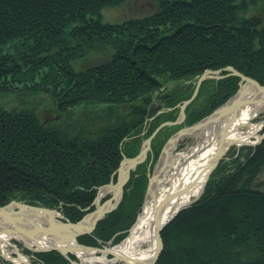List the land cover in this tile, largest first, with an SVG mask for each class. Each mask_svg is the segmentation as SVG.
Returning <instances> with one entry per match:
<instances>
[{"label":"trees","instance_id":"16d2710c","mask_svg":"<svg viewBox=\"0 0 264 264\" xmlns=\"http://www.w3.org/2000/svg\"><path fill=\"white\" fill-rule=\"evenodd\" d=\"M125 1L0 0V207L25 202L76 224L95 211L99 188L117 182L121 162L161 124L177 121L203 73L233 67L264 85V20L245 0H152V15L102 20L104 8ZM106 48V61L76 66ZM239 81L202 82L184 122L158 132L118 207L80 244L117 245L128 236L165 143L223 105ZM263 171L264 140L230 152L202 197L162 230L156 264H264ZM35 255L44 264L76 259Z\"/></svg>","mask_w":264,"mask_h":264},{"label":"bare ground","instance_id":"6f19581e","mask_svg":"<svg viewBox=\"0 0 264 264\" xmlns=\"http://www.w3.org/2000/svg\"><path fill=\"white\" fill-rule=\"evenodd\" d=\"M261 113H264L263 103L245 106L237 111V117L230 125L228 122L232 115L221 120L210 119L200 128L187 134L186 137H192L196 142L186 151L175 152L176 146L170 145L162 155L164 156L162 164L165 166L167 177L161 180L155 179L144 208L129 236L121 245L112 249L116 254L114 256L120 261L124 259L126 264H151L157 251L156 222L158 216L159 220L165 223L181 207L188 205L195 197L200 196L207 180L209 167L216 161L219 150L226 151L233 145L251 143L255 137L259 138V131L264 123L254 124L252 119ZM160 168L161 166L158 171ZM170 169L171 171H169ZM114 184L116 183L114 182ZM186 190L184 195L175 198L160 211L159 204L166 195ZM100 203L102 204V201ZM7 210L9 213H13L16 209L9 207ZM158 212H160L159 215ZM52 224L47 213L42 210H31L24 213L20 220L14 223L16 230L12 227L5 231L0 230V242L9 243V239H18L20 236L18 232L21 234L32 233V238L35 239H27L26 244L34 248L35 246L43 248H65L66 246L75 249L74 241L61 240L54 235L49 236L50 234L36 237L35 231H38L39 228L52 227ZM51 229L53 230V228ZM97 248H105V246ZM17 251L19 250L14 249V252ZM75 251L84 261L86 258L93 260L94 256L98 258L97 261L106 259V253H103V256H96L98 253ZM5 257H8L6 253ZM26 259L23 254H20L19 257H16V263H22Z\"/></svg>","mask_w":264,"mask_h":264},{"label":"water","instance_id":"95a60500","mask_svg":"<svg viewBox=\"0 0 264 264\" xmlns=\"http://www.w3.org/2000/svg\"><path fill=\"white\" fill-rule=\"evenodd\" d=\"M228 71L231 72L232 75L238 76L240 78L239 81V89L238 91L232 95L227 102H225L223 105L218 107L216 110H214L209 116L205 117L201 121L195 123L192 126L184 127L180 129L177 133H175L166 143V146L164 147L161 156L163 153L166 152V149L170 145H177L178 142L187 136L191 131H194L198 128H200L205 122H207L210 119H216V120H221L225 119L229 115H232L230 117V121L228 124H232L234 119L237 117V111L240 108H243L245 106H252L257 103L259 104H264V85H261L257 80L248 77L236 70L232 67L227 68ZM224 71L218 70V71H209L204 73L197 82V87L194 91L193 96L189 99L186 100L180 107V116L175 122H165L161 124L155 132L143 142L142 148L139 152V154L133 158H125L122 162L121 165L118 169V183L114 184L112 181L108 185H104L99 188L97 197L94 201V205L96 207L94 212L88 213L81 221L77 222L76 224L70 223L68 220H66L63 216L59 215L60 212L54 209L46 208V207H40V206H32L30 204H27L25 202H19V201H12L9 204L0 207V230L5 231L7 228L12 227L14 230L16 228L14 227V223L20 220V218L24 215V213H27L31 210H42L45 213L49 215L50 221H52V227H45V228H39L38 231L36 232V237L41 236V235H49L52 236L54 235L55 237L60 238L61 240L65 241H74L76 243L75 249L66 247L65 248H60V247H39V246H29L26 244L27 239H35L32 238L33 234H21L18 232L20 235L18 240L22 241L29 249L32 250V252L39 253L41 251H49V250H57L60 253H62L64 256L68 257L69 253H76L75 250L78 251H85V252H94V253H106V254H112L116 255L111 248H97V247H88L85 245H81L78 242V237L85 234V233H90L92 230L95 228L96 224L105 218V216L110 213L111 211L115 210L120 201L122 200L123 197V191L124 187L128 183L131 172L134 171L138 165L141 163L145 162L147 159L148 152L151 150V142L153 138L158 134V132L167 126H173V125H179L182 124L185 120V110L187 106L195 99V97L198 94L199 88L202 84V82L208 78H218L220 77L219 75ZM251 91V92H250ZM264 140V134L258 138V141L254 143V146L256 147L262 141ZM249 144V143H245ZM245 144H240L237 146H242ZM254 147V148H255ZM228 149L226 151H223L222 149L219 150L217 159L216 161L209 167V173L207 176V180L205 183V186L200 194L199 197H195L191 203L188 205L181 207L167 222L162 223L161 220H159V216L156 222V247L157 251L156 254L151 262V264H156L161 256V253L164 249V243H163V238H162V230L165 228V226L172 220L174 219L180 212H182L184 209L188 208L192 204L196 203L200 197L203 195L205 192L206 184L210 178L211 173L217 168L218 164L220 161L224 158L226 155ZM160 156V158H161ZM165 170V166H161L159 171L156 174L151 175L150 180H149V186L147 190V195H149L151 186L153 185L155 179L159 177V175ZM186 191H182L180 193H175V194H168L166 195L163 200L159 204V209L160 211L163 210V208L168 205L172 200H174L177 197H181L184 195ZM112 194V201L107 203V204H101L100 202L102 201V198L105 197L107 194ZM9 207H14V212L9 213L8 208ZM162 209V210H161ZM160 212H158L159 215ZM53 228V230L51 229ZM13 230V231H14ZM34 232V233H35ZM18 254H20L19 251H17ZM123 262H125L124 259H122ZM126 263V262H125ZM30 264V263H28Z\"/></svg>","mask_w":264,"mask_h":264},{"label":"rangeland","instance_id":"374dc122","mask_svg":"<svg viewBox=\"0 0 264 264\" xmlns=\"http://www.w3.org/2000/svg\"><path fill=\"white\" fill-rule=\"evenodd\" d=\"M247 3H248V8H247V11H251L252 13H256L258 14L259 16H261L264 20V0H245ZM157 11V5L156 3H154L152 0H126L125 2H123L121 5L117 6V7H107V8H104L102 10V20L106 23H110V24H122L128 20H131V19H142L146 16H149V15H152L153 13H155ZM251 15L250 14H247V16ZM102 54L95 60H90L91 61H79L76 63V66L80 69V68H86V67H89V66H93V65H96L98 63H102L104 61H106V58L112 53L110 49H104L102 52ZM93 55V54H92ZM96 55V54H95ZM94 56V55H93ZM95 58V57H93ZM88 60V59H86ZM228 68V67H227ZM227 68H224V71L219 75L220 77L218 78H208V79H221L223 77H226L227 76H235V75H232L230 71L227 70ZM233 68V67H232ZM222 70V69H220ZM234 70H236L234 68ZM211 70H208L206 72H209ZM218 71V70H217ZM227 71V74H224V72ZM237 71V70H236ZM205 72V73H206ZM204 74V73H203ZM202 74V75H203ZM201 75V76H202ZM200 76V77H201ZM199 77V78H200ZM238 77V76H237ZM206 79V80H208ZM205 81V80H204ZM2 95H0V102H2ZM8 98H11L10 96L9 97H6V99ZM42 111V117H46L47 118V113L50 112L51 110L49 108H47L46 106H42L41 107V110ZM205 118V117H204ZM203 118V119H204ZM202 120V119H201ZM200 120V121H201ZM199 122V121H198ZM252 122L254 124H259V123H264V113H261L259 114L258 116H256L255 118L252 119ZM197 123V122H196ZM195 124V123H194ZM193 124V125H194ZM192 126V125H191ZM183 127V126H182ZM185 127H188V126H185ZM184 128V127H183ZM182 129V128H181ZM179 131V130H178ZM178 131H176L175 133H177ZM174 133V134H175ZM173 134V135H174ZM264 134V124L263 126L261 127V130L259 131V136H262ZM172 135V136H173ZM171 136V137H172ZM170 137V138H171ZM169 138V139H170ZM168 139V140H169ZM258 141V138H254L252 140L251 143H249L248 145L245 144V145H242V146H237V145H233L231 146L226 155L224 156V158H226V156L230 153V152H233L234 150L236 151H240V149H242L243 147H255L254 146V143ZM195 139L192 138V137H184L182 138L178 144L176 145V148H175V152H184L187 150V148H189V146H192L193 144H195ZM167 143V142H166ZM166 143L164 145V147L166 146ZM164 147L162 148V151L164 149ZM161 156V154H160ZM158 158L157 162L155 163L154 165V168L151 172V175L153 174H156L157 171H158V168L160 166H163L162 162H163V159H164V156H161V158ZM223 158V159H224ZM222 159V160H223ZM221 160V161H222ZM171 171V169L169 170ZM168 173V172H167ZM170 173V172H169ZM213 173V172H212ZM211 173V174H212ZM211 176V175H210ZM165 177H167V174H166V169L159 175L158 179H165ZM119 180V179H118ZM118 180L117 182L115 183H118ZM208 183V182H207ZM258 184H259V187L261 189H264V171L260 174L259 178H258ZM149 186V185H148ZM207 186V184H206ZM206 189V188H205ZM148 190V188H147ZM108 195H112L111 193L110 194H107L106 196ZM105 196V197H106ZM103 197L102 200L105 198ZM202 197V196H201ZM200 197V198H201ZM147 198H148V195H147V192H146V197H145V200H144V204H143V207H142V210L144 208V205L147 201ZM141 210V212H142ZM140 212V213H141ZM140 213L138 214L137 216V219H136V222L139 218V215ZM59 215H61V213H59ZM62 216V215H61ZM135 222V223H136ZM135 225V224H134ZM133 225V226H134ZM133 228V227H132ZM131 228V229H132ZM131 229L128 233V236L131 232ZM126 239V238H125ZM124 239V240H125ZM9 243H1L0 242V264H41L40 263V260L36 257L35 252H32L31 249H29L22 241L16 239V238H12V239H9ZM123 240V241H124ZM122 241V242H123ZM121 242V243H122ZM121 243L117 244V245H113L111 244V242L109 243V245H106L105 248H111L113 249L114 247H117L118 245H121ZM164 243V242H163ZM82 245V244H81ZM14 249H18L20 253H22L27 259V262H22V263H16V257L18 256L16 254V252H14ZM49 251H52V250H49ZM57 251V250H55ZM42 252H48V251H41L39 253H42ZM59 252V251H58ZM5 253H6V256L8 257L6 258L5 257ZM62 254V253H61ZM70 254L74 255L76 257L75 260H72V264H126L125 262L123 261H120L118 260L114 255L112 254H106V259L104 261H97L98 258H95L94 256V259L91 260V259H88L86 258V262L83 260L82 257L78 256L76 253H69L68 254V257L66 258L67 259H70ZM105 254V253H104ZM104 254L102 253H98L96 256H103ZM63 255V254H62ZM14 258V259H13ZM15 260V261H14Z\"/></svg>","mask_w":264,"mask_h":264},{"label":"built area","instance_id":"2783aa9c","mask_svg":"<svg viewBox=\"0 0 264 264\" xmlns=\"http://www.w3.org/2000/svg\"><path fill=\"white\" fill-rule=\"evenodd\" d=\"M16 254L18 255L17 257H19V255H20L21 253H20V254H18V253L16 252ZM24 262H27V260H26V261H24Z\"/></svg>","mask_w":264,"mask_h":264}]
</instances>
